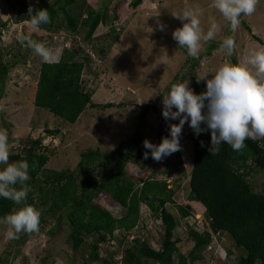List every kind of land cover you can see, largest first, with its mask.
<instances>
[{"label": "rangeland", "instance_id": "1", "mask_svg": "<svg viewBox=\"0 0 264 264\" xmlns=\"http://www.w3.org/2000/svg\"><path fill=\"white\" fill-rule=\"evenodd\" d=\"M58 1L47 0L51 4ZM104 1L108 0H87L93 9L101 8ZM5 2L0 0V65L7 66L0 84V129L8 132L9 156L21 149L19 142L26 138L40 139L42 146L52 155L45 166L50 171L67 170L81 175L82 172L76 170L80 153L99 150L104 154L120 143L126 144L140 124H143L140 130L147 140L159 144L162 138L169 136V124L178 123V120L165 121L162 117V95L172 84L188 80L190 89L198 94L194 86L196 78L214 72L225 62L243 64L251 50L264 48V0H258L252 15L241 16L235 32L230 31L222 15L211 6V0H143L136 10L129 7L132 0H124L118 6V20L113 29L119 36L115 35L114 41L108 37V28L100 27L91 44L80 42L91 58L82 76V88L91 94V104L102 106L109 103L114 107L104 111L88 108L75 124L70 125L33 104L39 75L37 57L43 62H57L63 49H70L68 36L55 32L46 24L33 29L30 23L16 22L14 13L7 10ZM112 2L107 5L108 15L112 14L116 3ZM196 8L201 11L199 19L205 32L213 22L219 29L212 41L201 42L200 51L193 57L187 55L172 37V32L182 26L172 13ZM83 33L76 38H82ZM21 36L42 43L50 58L45 61L36 55L20 42ZM228 36L236 43L231 57H227L220 47ZM212 45L216 46L213 50ZM200 82L205 86L203 80ZM143 112L145 117L141 119ZM46 131H58L59 134L48 136ZM189 131V125L185 123L179 138L181 150L160 161L153 160L149 154L147 159L142 158L125 168L126 178L136 186L153 180L164 183L173 191L166 208L178 219L175 238L181 240L179 253L182 255H187L193 248V243L188 241V230L211 233L203 206L187 200L192 161V144L187 138ZM178 161L181 165L176 172L173 170L178 167ZM9 163L15 162L9 160ZM247 180L255 192L264 191V172L253 168ZM95 203L114 215H124V211L105 194L99 195ZM180 208L189 212V217L181 219ZM140 216V223L129 234L124 247L129 248L133 238H139L159 249L162 238L160 222L144 205L140 206ZM58 218L59 215L46 217L38 231L30 235L20 233L19 236L24 234L23 238L12 240L6 235L8 226L0 224V264H88V245L93 240L86 238V245L82 244L74 253L66 243L71 229L64 218L60 221ZM122 234L125 233L122 231ZM118 235L115 237L120 238ZM120 241L99 245L100 256L108 260L107 264H121L119 260L123 252L116 249ZM200 254L202 259L191 264H235L242 253L234 248L229 237L220 234L212 236L211 243ZM147 264L154 263L149 261Z\"/></svg>", "mask_w": 264, "mask_h": 264}, {"label": "trees", "instance_id": "2", "mask_svg": "<svg viewBox=\"0 0 264 264\" xmlns=\"http://www.w3.org/2000/svg\"><path fill=\"white\" fill-rule=\"evenodd\" d=\"M112 1L116 3L113 4L112 14L108 15L107 5ZM122 1H104L101 8L93 9L87 0H60L54 4L47 0H36L33 4L26 0H6V8L14 13L16 22L30 23L29 7L47 9L50 22L46 25L68 36L70 49L64 48L57 62H43L37 57L39 75L33 101L36 108L45 109L73 125L88 108L104 111L114 107L109 103L102 106L91 104V94L82 88V76L91 58L80 42L91 44L100 27H107L110 31L108 37L114 41L115 35L119 36L113 27L117 23L118 6ZM142 1L132 0L129 7L136 10ZM245 30L250 33L247 26ZM82 32L83 37L77 39L76 36ZM254 39L260 43L257 38ZM215 48L212 45L211 50ZM6 72L7 66L0 65V84ZM194 83L198 94L205 91L201 82ZM144 117L145 112L140 118ZM142 126L137 125V130L126 144L120 143L107 153L99 150L80 153L76 170H80L81 175L67 170H46L52 155L48 148L42 146L40 139L26 138L19 142L21 149L13 152L9 160L27 161L30 166L26 203L41 212L39 225L45 223L46 217L59 215L58 221L64 218L71 229L66 243L74 253L82 244L86 245V238H91L88 264H107L108 260L100 256L99 245L116 240H121L116 248L123 252L119 260L121 264H147L149 261L154 264H191L202 259L200 253L211 243V237L220 234L229 237L234 248L242 253L235 264H264V191L255 192L247 180L253 168L264 172V140H246V147L239 153L222 144L219 153L211 156L208 152L210 132L195 135L189 127L187 138L192 144V161L187 200L203 206L211 233L188 230V241L193 243V248L187 255H182L179 253L181 240L175 238L178 219L166 208L173 191L168 190L164 183L153 180L136 186L125 176L126 166L140 161L148 151L143 147L147 138L140 130ZM45 133L48 136L59 134L58 131ZM200 141L204 142L203 147ZM180 165L178 161V167L173 171L178 172ZM101 194L109 196L124 211V215H114L97 205L95 199ZM141 205L146 206L161 224L159 249L152 248L139 238H133L129 248L124 247L129 234L141 221ZM22 206L0 199V218ZM179 212L181 219L189 217V212L184 209L180 208ZM116 234L120 238H116ZM20 237L23 238L24 234ZM108 256L113 257L112 254Z\"/></svg>", "mask_w": 264, "mask_h": 264}, {"label": "clouds", "instance_id": "3", "mask_svg": "<svg viewBox=\"0 0 264 264\" xmlns=\"http://www.w3.org/2000/svg\"><path fill=\"white\" fill-rule=\"evenodd\" d=\"M257 3L258 0H211V6L222 15L232 32L239 27L242 15L250 16L255 12ZM27 14L33 29L50 22L47 9L29 7ZM200 14L199 8L172 13L182 22V26L172 32V37L193 57L200 51L201 42L212 41L219 29L213 22L205 32L201 28ZM20 42L43 60L50 58L42 43L23 36ZM220 47L231 57L236 47L234 38L225 37ZM201 80L205 82V91L199 94L190 89L187 80L172 84L162 95V117L165 121L178 120V123L169 124V136L162 138L159 144L143 141V147L149 150L144 153L145 159L150 154L153 160L160 161L181 150L179 138L185 123L195 135L210 132L208 152L211 156L219 153L222 144L239 153L246 147V140H264V48L251 50L243 64L222 63L214 72L197 78L198 83ZM8 144L7 130L0 129V166H3L0 167V199L23 205L0 218V224L9 228L7 238L12 240L18 239L20 233L38 231L41 212L26 203L30 166L27 161L9 163ZM200 144L204 146L203 141Z\"/></svg>", "mask_w": 264, "mask_h": 264}]
</instances>
